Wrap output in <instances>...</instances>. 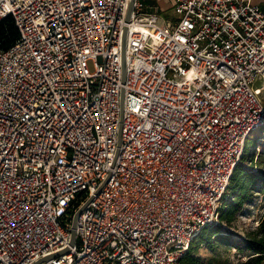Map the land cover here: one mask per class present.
Here are the masks:
<instances>
[{"label":"built area","instance_id":"built-area-1","mask_svg":"<svg viewBox=\"0 0 264 264\" xmlns=\"http://www.w3.org/2000/svg\"><path fill=\"white\" fill-rule=\"evenodd\" d=\"M129 2L0 0V264H181L220 224L264 127V0Z\"/></svg>","mask_w":264,"mask_h":264},{"label":"trees","instance_id":"trees-1","mask_svg":"<svg viewBox=\"0 0 264 264\" xmlns=\"http://www.w3.org/2000/svg\"><path fill=\"white\" fill-rule=\"evenodd\" d=\"M18 39L19 30L13 16L9 15L5 18H0V50L11 48ZM250 146L251 144L247 142V149ZM254 154L247 151L236 165L231 178L229 192L232 200L226 202L229 196L226 198L221 209L220 222H233L236 215L243 211L244 205L255 196V193L264 192V152L257 153L256 156ZM255 157L257 158L255 159ZM219 225L205 228L198 238H203L205 241L209 240L210 244H213L214 242L211 239L215 236V243H219L222 240ZM237 249L239 252L247 253L248 255V259L244 264H264V216L255 229L245 234L241 244L237 245ZM193 251L192 245L181 264H200L197 258L192 256Z\"/></svg>","mask_w":264,"mask_h":264},{"label":"rangeland","instance_id":"rangeland-1","mask_svg":"<svg viewBox=\"0 0 264 264\" xmlns=\"http://www.w3.org/2000/svg\"><path fill=\"white\" fill-rule=\"evenodd\" d=\"M254 3H260L261 0H253ZM146 4L156 7L159 16L163 22L173 25L178 14L172 5L165 8H157L156 0H145ZM169 3V1H168ZM161 21V22H162ZM91 70H94L93 63H89ZM264 79H258L255 86H263ZM251 144L250 148H245L244 153H263L264 152V127L252 134L247 141ZM242 154V155H243ZM257 157H255L256 159ZM241 161V159H240ZM232 200V196L228 197V201ZM225 203V202H224ZM264 216V192L255 193V196L244 205L243 211L236 215V218L231 223L220 222L219 230L222 235V240L215 243V236L212 237L213 244L210 241H205L203 238H198L193 244L194 251L192 256L197 258L200 264H244L248 259L247 253L239 252L237 245L241 244L245 234L255 229L262 217ZM217 238V237H216Z\"/></svg>","mask_w":264,"mask_h":264},{"label":"water","instance_id":"water-1","mask_svg":"<svg viewBox=\"0 0 264 264\" xmlns=\"http://www.w3.org/2000/svg\"><path fill=\"white\" fill-rule=\"evenodd\" d=\"M135 0H130L129 2V8H128V12H127V17H126V21L129 22L131 19V14H132V10H133V4H134ZM127 27L124 29V34H123V81H125V77H126V70H127V66H126V45H127ZM107 180L100 186V188L98 189L97 193L100 192V190L104 187V185L106 184ZM94 197H91L75 214L73 217V222H72V228H71V241L70 244L73 245L75 243V239H76V227H77V221L78 218L80 216V214L82 213V210L90 203V201L93 199ZM68 251V248H65L64 250L57 252L55 254L46 256L44 258H42L41 260H39L38 263L47 260L53 256H58L60 254L66 253Z\"/></svg>","mask_w":264,"mask_h":264},{"label":"crops","instance_id":"crops-1","mask_svg":"<svg viewBox=\"0 0 264 264\" xmlns=\"http://www.w3.org/2000/svg\"><path fill=\"white\" fill-rule=\"evenodd\" d=\"M169 0H156V6L157 8H165L166 6H168L170 4V2L168 3ZM171 5V4H170Z\"/></svg>","mask_w":264,"mask_h":264}]
</instances>
